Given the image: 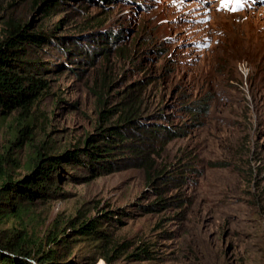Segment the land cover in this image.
<instances>
[{
    "label": "rangeland",
    "instance_id": "1",
    "mask_svg": "<svg viewBox=\"0 0 264 264\" xmlns=\"http://www.w3.org/2000/svg\"><path fill=\"white\" fill-rule=\"evenodd\" d=\"M32 1L0 0V38L9 19L55 37L24 48L44 62L49 93L29 122L34 142L12 151L13 180L36 146L73 149L125 101L140 104L131 132L146 153L81 183L70 175L84 170L60 167L56 196L3 230L68 233L112 212L102 225L130 249L95 264H264V0H58L45 16ZM19 115L0 119V153ZM69 240L57 264H92V244Z\"/></svg>",
    "mask_w": 264,
    "mask_h": 264
},
{
    "label": "trees",
    "instance_id": "2",
    "mask_svg": "<svg viewBox=\"0 0 264 264\" xmlns=\"http://www.w3.org/2000/svg\"><path fill=\"white\" fill-rule=\"evenodd\" d=\"M58 5V0H33L31 8L41 10L45 16L54 12ZM29 28L30 25L9 19L4 23L0 38V119L5 120L16 112L20 113L17 119L19 128L13 131V141L0 153V264H57L70 255L69 239L72 236L77 239L81 237L92 244V254L95 255L92 264L99 259L110 262L112 254L119 258L130 249V246L118 244L108 228L102 225L111 223L112 212L80 221L68 233L50 229L39 237L14 226L7 232L3 230L8 223L19 220L27 213L26 206L56 196L59 187L53 188V176L56 173L58 183L62 180L60 167L72 165L84 170L87 176L70 175L73 182L81 183L88 178L114 172L113 166L123 160H138L140 157L143 160L146 153L136 148V142L141 140L131 132L136 129L132 124L138 118L140 104L135 103L137 100L125 101L109 111L108 116L100 112L101 126L73 149L54 154L47 150L46 144L36 146L27 165L28 174L20 180H13L12 173L18 163L12 151L18 146L20 137L28 143L34 142L35 133H31L29 122L41 98L49 93L47 80L36 74L42 71L44 62L28 60L24 48L41 51L55 38L45 35L43 26L35 30ZM113 115H116V123L110 124L111 119L115 118ZM144 160L147 166L149 161ZM151 170L149 165L147 171ZM160 205L157 201L152 207L157 209ZM140 253L147 257L151 252L143 249Z\"/></svg>",
    "mask_w": 264,
    "mask_h": 264
}]
</instances>
